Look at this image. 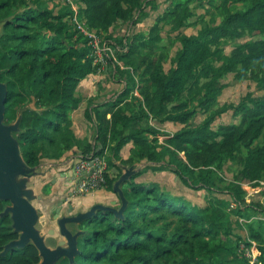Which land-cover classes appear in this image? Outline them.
Here are the masks:
<instances>
[{"label": "trees", "instance_id": "obj_1", "mask_svg": "<svg viewBox=\"0 0 264 264\" xmlns=\"http://www.w3.org/2000/svg\"><path fill=\"white\" fill-rule=\"evenodd\" d=\"M73 1L86 26L108 39L115 25L137 23L136 18L148 16L143 0ZM175 1L165 0V12L147 35L130 38L128 52L119 58L133 69L140 98L131 95L134 82L128 72L118 71V80L128 81L120 99L85 109L86 121L95 127L92 147L76 140L67 115L80 103L76 97L79 83L99 70L83 39L74 37L70 7L63 3L55 13L42 0H0V22L5 21L0 34V81L8 86L6 122L12 123L17 112L30 103L22 104L24 97L31 101L33 96L36 108L44 110L22 114L18 140L29 167L37 166L42 158L58 159L73 147L82 156L92 153L104 159L108 169L115 167L112 159L127 167L136 161L162 163L164 169L173 167L174 175L189 189L226 193L237 211L243 206L250 210L241 185L256 188L264 183V0ZM147 6L156 11L153 1ZM204 7L213 12L212 17L219 16L220 22L214 18L205 22L197 16L196 11ZM192 18L196 20L191 26H200L199 31L182 33ZM254 35L261 38L238 44L229 55L224 54L225 43ZM230 74L254 83L262 94L248 92L237 105H218L221 80ZM24 81L30 83L26 88ZM229 111L239 123L213 130L212 124ZM28 114L36 119L33 125L24 126ZM199 114L205 118L194 125ZM150 117L161 124H178L180 129L172 137L163 135L148 124ZM164 136L160 143L159 137ZM130 143L132 157L122 160L118 153ZM228 164L238 171L227 184L220 179L225 185L221 187L214 175ZM111 175L109 170L103 189L108 192H113L117 179ZM137 177L121 185L128 202L123 216L99 212L78 225L84 233L77 240L78 254L72 263L63 259L60 264H217L212 255L220 248V235L233 236L226 220L212 205L198 210L184 199H173L154 183H137ZM5 205L0 202V213ZM254 207L264 212L261 205ZM10 226L9 216L0 217V264H38L33 245L1 255L18 238ZM234 239L235 246L226 247L230 257L218 264H249L245 253L251 241L257 250L255 263L264 264V223L249 229V241Z\"/></svg>", "mask_w": 264, "mask_h": 264}, {"label": "water", "instance_id": "obj_2", "mask_svg": "<svg viewBox=\"0 0 264 264\" xmlns=\"http://www.w3.org/2000/svg\"><path fill=\"white\" fill-rule=\"evenodd\" d=\"M192 7V6H191ZM5 21L0 22V34ZM3 73L0 70V75ZM8 86L0 81V202L6 203L0 217L9 216L11 229L18 238L4 247L1 255L11 249H23L33 245L38 252V264H60L63 259L72 263L77 251V240L84 233L76 231L75 227L90 219L99 212H109L116 218L123 216L128 202L121 189L122 183L130 182L148 162H137L130 167L113 162V173L121 171L120 177L114 182L112 190L118 196L119 207L94 205L85 212L74 211V205L68 203L67 210L62 211L63 201L57 203L53 210V225L50 220L41 217L44 213L46 202L41 199L33 188L35 180L45 178L48 171L57 168L52 159L42 158L35 167H29L23 159L21 145L18 137L22 133V114L27 111L41 113L44 110L36 108L34 97L31 103L22 107L17 112V117L12 123L5 119ZM41 203L42 209L35 204Z\"/></svg>", "mask_w": 264, "mask_h": 264}, {"label": "rangeland", "instance_id": "obj_3", "mask_svg": "<svg viewBox=\"0 0 264 264\" xmlns=\"http://www.w3.org/2000/svg\"><path fill=\"white\" fill-rule=\"evenodd\" d=\"M45 3V7H49L50 9H53L48 4V0H42ZM144 4H146L145 7V13L148 15L140 16L137 23H133L132 21H128L125 23L117 24L112 30L113 36L112 38H109L111 41H115L116 43H119L121 38L125 37L128 32H130L132 38L135 35L138 34H144L147 35L150 27H152L157 19L165 12V9L167 8V4L165 3V0H143ZM154 2V6H156V11H151L152 8L150 6H147L151 4V2ZM181 0H176L175 3H179ZM193 7V6H192ZM207 9V7L200 8L196 11V15L203 17V20L205 22H210L212 18L216 20L217 23L220 22V17L214 14V17H212V11ZM196 18H192L188 22V27L182 30V33H185L187 35H195L198 31L200 26L192 27L191 25L195 22ZM135 21V20H134ZM260 36H245L240 40H236L233 42L225 43L222 46V50L225 55H229L232 49L238 45L249 41H254L260 39ZM72 43V42H71ZM163 44H166V40H164ZM177 47V45H176ZM9 65V63H6L4 68H6ZM168 66H166L167 69ZM118 76V75H117ZM117 76L111 77L107 72L103 75V78L105 82H102L99 78V76H93L91 79L92 81H87V84L89 83V89L88 91H93L94 88L97 87V92L100 93V96L104 98V100H109L112 97H114L118 91L123 90V85L120 83H116ZM90 79V80H91ZM114 79V80H112ZM99 82L104 84L103 87L99 85ZM132 82V81H130ZM30 83L24 81L22 84L23 88L28 87ZM131 87V84H129ZM221 85H223V89L217 98L218 105L223 104H229V105H237L242 98L248 93L253 92L256 96L262 94L261 91L256 90V85L248 80H241L237 79L233 74H230L226 77H224L221 80ZM133 86V85H132ZM78 88V87H77ZM118 92V93H119ZM76 97L82 99L81 96H79V93H76ZM22 104L26 102H30L29 98L24 97L20 100ZM41 103V102H40ZM44 103V102H42ZM41 103V104H42ZM86 103V104H85ZM89 103V102H88ZM86 101L84 103H79L77 105V108L81 105L79 112L82 116V112H85V109L90 105ZM43 105V104H42ZM46 105V103H45ZM86 105V106H85ZM39 106V105H38ZM40 107V106H39ZM72 109H69L67 112H72ZM74 110V109H73ZM26 122L24 126L33 125L35 121L36 115L28 114L26 116ZM205 118L204 115L199 114L193 124H197L200 121H202ZM72 121V120H71ZM239 118H236L233 116V113L231 111L221 115L213 124L212 129L216 130L220 125H232V124H238ZM148 124L158 130L163 135H170L175 133L180 129V125L174 124V123H159L158 121L152 120L151 122L148 121ZM171 125V126H170ZM173 127V128H170ZM168 161L167 159H164L163 162ZM161 167L159 169V167ZM155 166L148 168V172L144 173L145 180H150L151 183H154L161 187V189L168 193L173 199L179 200L184 199V201L191 206L196 207L198 210H204L208 206L212 205L213 209L216 210V212L226 220V228L232 232V237H227L225 233H222L220 235V248L219 250L214 253V262L217 264L223 260H227L230 257V253L227 252L226 247L230 246L233 247L234 245V236L241 237L244 239V241H249V229H255L256 224L261 225L264 223V212L258 211L255 209L254 205H261L264 208V183L262 182L260 187H252L248 184H242L241 189L244 192V199L246 201V205L252 206L249 207L250 210H246V206L241 207L240 211H237V205L234 202L233 198L228 196L226 193L222 194H216L211 195L206 192L202 191H193L189 189L187 186H185L173 173V167L164 169V164H156ZM154 169H157V171H153ZM237 168L232 166L231 164H228L225 166L222 172L216 173L214 175V178L217 181V184L221 187H224L225 185L220 184L219 180L223 179L225 182L224 184H227L228 182H231L234 180V177L236 176V173L238 171ZM206 197V200H204ZM257 210L258 214L255 215L254 211ZM246 216H250V218H246ZM255 211V212H257ZM258 222V223H254ZM250 226V227H249ZM252 246L251 248L245 253V257L248 259L249 264H256L255 261L252 259V255H256V249L255 244L251 241ZM254 245V246H253ZM235 253V252H233ZM232 253V256L234 255ZM233 264H243V262H232Z\"/></svg>", "mask_w": 264, "mask_h": 264}, {"label": "crops", "instance_id": "obj_4", "mask_svg": "<svg viewBox=\"0 0 264 264\" xmlns=\"http://www.w3.org/2000/svg\"><path fill=\"white\" fill-rule=\"evenodd\" d=\"M47 2L51 8L54 7L53 10L55 11V13H57L61 9L63 4L62 0H48ZM91 78L92 76L81 81L78 85L76 93H79V96L82 97V99L80 100V104L86 101L87 103L89 102L88 104L94 107L100 104H104L108 100H104V98L100 96V93L96 91L97 87L94 88L91 92L88 91L89 83L93 79ZM100 80L102 82H105L104 79ZM87 81H89L88 84ZM99 85L103 87L104 84L99 82ZM118 92L115 94L117 95ZM80 107L81 105L78 108L77 106H75L74 108H72V112H67V115L69 120H72V130L75 134L76 140L81 142L86 141V145L90 144L93 147L96 144L94 141L95 127L91 123L86 121L83 112L81 116L79 112ZM107 118H109V115L107 116ZM131 149L132 144H127L120 150V152L118 153V157H121L122 160L130 159L132 157L130 153ZM80 156H82L80 149L78 147H73L69 152H66L58 157V159H52V161L57 165V168H52L48 171V174L45 178L35 180L33 184L35 193L39 197H41L43 201L46 202L45 211H43L44 213H41V217L50 220V225H53L54 223L52 221L54 217L53 210L56 208L57 203L60 201H63L62 211L67 210L68 203L74 205V211L78 209L79 212H85L94 205L112 206V204H114L113 207L116 208L120 205L119 198L114 192L101 190L85 197H79L75 193L79 177L75 174L73 165ZM112 161L115 162L116 160L112 159ZM143 162L145 163V161ZM135 163H137V161ZM148 163L149 164L144 165L145 167H143L140 170V173L137 175V183H151L150 180H145L146 175H144V173L148 172V168H151L156 164L150 162ZM156 166L158 167V165ZM112 169L113 168L109 169L112 174L111 178L117 177L118 179L121 175V171L113 173ZM35 205L36 207H38V209H44L42 208L40 202H37V204ZM75 230L78 231V226L75 227Z\"/></svg>", "mask_w": 264, "mask_h": 264}, {"label": "built area", "instance_id": "obj_5", "mask_svg": "<svg viewBox=\"0 0 264 264\" xmlns=\"http://www.w3.org/2000/svg\"><path fill=\"white\" fill-rule=\"evenodd\" d=\"M62 1L70 7L73 13L70 19V23L74 28V37H80L81 39H83V41L85 42V47L89 49V56L92 59L93 65L99 68L96 76H99V78L102 79L103 75L107 72L111 77H115L118 75V71H126L134 82V89L131 92V95L136 98H140L138 94L139 81L134 75L133 69L131 67L124 66L119 59L120 56L128 52V43L131 36L130 32H128L125 37L121 38L119 43L111 41L106 35L102 34L98 30L89 29L86 26L85 22L79 18L78 7L75 5L73 0ZM115 82L122 84L124 87L123 90L128 87L127 79L118 80L117 76V81L115 80ZM123 90L120 91L116 96L106 101V103L104 104L116 103V101L120 99L119 96L121 95ZM152 120L153 119L150 117L149 122H151ZM172 135L173 134H170L169 137H172ZM166 138V136L159 137L160 143ZM73 170L79 177V181L75 189V193L79 197H85L104 189V186L106 184V175L109 172L107 163L104 159L97 157L92 153L86 156H80L74 163ZM256 256L257 250L256 255H252V259L255 262Z\"/></svg>", "mask_w": 264, "mask_h": 264}]
</instances>
